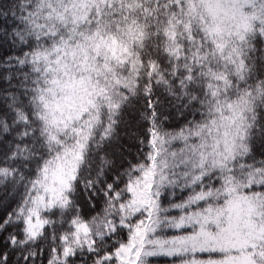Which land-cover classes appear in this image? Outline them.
<instances>
[{
  "label": "snow or ice",
  "instance_id": "snow-or-ice-1",
  "mask_svg": "<svg viewBox=\"0 0 264 264\" xmlns=\"http://www.w3.org/2000/svg\"><path fill=\"white\" fill-rule=\"evenodd\" d=\"M0 264H264V0H0Z\"/></svg>",
  "mask_w": 264,
  "mask_h": 264
}]
</instances>
